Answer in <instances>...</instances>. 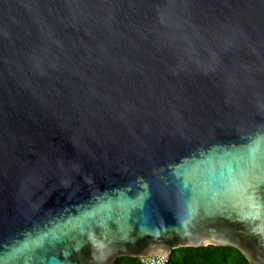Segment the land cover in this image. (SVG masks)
Segmentation results:
<instances>
[{"label":"water","instance_id":"obj_1","mask_svg":"<svg viewBox=\"0 0 264 264\" xmlns=\"http://www.w3.org/2000/svg\"><path fill=\"white\" fill-rule=\"evenodd\" d=\"M259 134L264 0H0V252L19 264L51 230L48 264L209 244L264 264V206L243 219L205 183Z\"/></svg>","mask_w":264,"mask_h":264},{"label":"snow or ice","instance_id":"obj_2","mask_svg":"<svg viewBox=\"0 0 264 264\" xmlns=\"http://www.w3.org/2000/svg\"><path fill=\"white\" fill-rule=\"evenodd\" d=\"M261 153L264 158V134H259L246 146V149H236L233 152H227L220 158L219 167H210L207 170V180L205 183L211 187L214 193L224 197L225 200L232 202L236 201L241 207V218L257 219L261 213L259 209L264 206L257 197V189L260 184L264 183V159L257 160V152ZM227 157V159H225ZM212 156L209 155L206 160L211 161ZM206 162L202 160L201 163ZM177 175L181 173L177 172ZM139 202V201H138ZM68 231L73 228H82L83 223L72 225L69 221ZM259 231L261 236H264V224L253 229ZM62 235L56 230L45 231L32 242L31 246L25 243L24 249L28 250V255L25 257L23 264H48L49 258L46 256H36L34 250L36 248H44L45 242L47 245H52L54 242L62 239ZM22 249H16L11 255L0 252V264H19L16 260V253ZM67 255V254H66ZM51 259H55L52 257Z\"/></svg>","mask_w":264,"mask_h":264},{"label":"trees","instance_id":"obj_3","mask_svg":"<svg viewBox=\"0 0 264 264\" xmlns=\"http://www.w3.org/2000/svg\"><path fill=\"white\" fill-rule=\"evenodd\" d=\"M112 264H141L139 258L119 256ZM167 264H253L232 246H183L173 249Z\"/></svg>","mask_w":264,"mask_h":264},{"label":"built area","instance_id":"obj_4","mask_svg":"<svg viewBox=\"0 0 264 264\" xmlns=\"http://www.w3.org/2000/svg\"><path fill=\"white\" fill-rule=\"evenodd\" d=\"M141 264H167L168 255H152L148 257H139Z\"/></svg>","mask_w":264,"mask_h":264}]
</instances>
